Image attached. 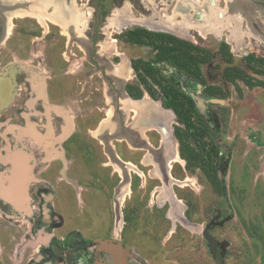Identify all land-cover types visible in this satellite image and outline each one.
I'll return each instance as SVG.
<instances>
[{
	"label": "rangeland",
	"instance_id": "obj_1",
	"mask_svg": "<svg viewBox=\"0 0 264 264\" xmlns=\"http://www.w3.org/2000/svg\"><path fill=\"white\" fill-rule=\"evenodd\" d=\"M233 2L195 0L192 3L187 0L179 2V7L176 0L76 2L88 19L86 29L90 47L91 41L94 42L97 45L94 48L101 49L108 61L118 65L120 68H117V73L126 65L130 70L126 90L135 100L146 96L161 107L163 95L158 82L162 86L171 85L193 99L208 127L207 137L194 140L193 135L185 133L183 125L177 121L176 113L167 109L165 116L173 120L170 126L174 132L177 157L171 159L168 152L171 182L166 193L161 189L159 179L149 178V167L138 168L137 174L131 173L129 192L121 201L124 228L122 246L134 257L135 264H264V44L246 38V52L249 55L241 58L232 52L235 51V45L231 47L219 43L215 35L220 32L223 41L226 38L230 42L224 24L234 27L237 16L240 17V23L237 31L233 32L238 36L239 30H246L239 11L233 9L229 13V5ZM183 12L188 19H185ZM53 14L57 19L60 18V15ZM204 15L210 19L205 26L202 19ZM128 16L133 20L124 23ZM262 17L258 15L259 20ZM60 19L63 20L62 17ZM76 19L78 21V17ZM46 20L38 23L29 17L13 18L12 35L6 42V47L12 48L13 53L3 50L0 57L3 61L11 60L19 65L46 64L48 73L53 70L58 72H55L57 79L71 76L74 82L77 80L75 91L77 88L83 89L81 95L87 99L79 95L81 102L73 103L76 107L71 112L73 128L91 151L94 149L92 153L87 151V158H92L90 160L95 167L103 169L101 177L95 180L102 182L101 186L107 193L105 201L110 202L117 177L113 169L106 166L109 163L107 158L103 154L100 156L102 141L97 134L99 125L103 123L101 121L113 112L111 100L106 96L107 80H104L103 85L102 79L94 76L86 85L82 73L89 71L91 66L81 59L74 63L65 60L69 51L82 58L84 46L79 43L78 46L71 45L73 41L65 30L57 23ZM212 21L219 23L216 33H211L208 27L214 28ZM66 22L68 27L70 23L68 20ZM171 25L173 27H168ZM248 28L251 29V25ZM47 31L49 33L41 39L43 32ZM140 31L151 33L150 38L134 37L133 33ZM160 34L189 41L193 47L199 48L200 79L160 59V47H169L166 40L160 41ZM66 67L69 70L64 73ZM238 71L242 73L237 74ZM225 72H229L231 79L226 78ZM90 81L93 84L91 87ZM207 88L213 89L212 94L206 92ZM120 102L125 108L130 106L126 99L121 101L120 98ZM156 133L155 130L150 132L154 147L157 146ZM178 135L184 138V149L187 150L182 155L179 152L181 146ZM209 146H213L217 152V156L209 160L211 168L202 151V147L207 149ZM116 147L123 160L137 166L135 158L138 152L126 149L123 143ZM101 163L106 165L101 167ZM92 169L95 170L94 167ZM13 172L14 169L11 175ZM12 188L13 185L7 190L11 191ZM91 191L98 196L101 194L96 187L88 192ZM166 196H172L179 202L178 207L192 223L191 226L186 227L167 214L170 204L167 201L164 204ZM85 216L76 217L71 224L84 229ZM107 218L111 219L110 215ZM79 232L78 229L75 236L79 237ZM79 242L73 250L78 252L86 248L85 252L92 256L94 246H100L94 242L84 247Z\"/></svg>",
	"mask_w": 264,
	"mask_h": 264
},
{
	"label": "flooded vegetation",
	"instance_id": "obj_2",
	"mask_svg": "<svg viewBox=\"0 0 264 264\" xmlns=\"http://www.w3.org/2000/svg\"><path fill=\"white\" fill-rule=\"evenodd\" d=\"M37 1L0 0V55L3 50L13 53L12 48L6 47V42L12 35L11 21L15 17L33 18L38 23L45 22L47 18L46 21L55 22L65 30L73 41L71 45L78 46L79 43L84 46L82 58L69 51L65 60L74 63L81 59L91 66L89 71L82 73L86 85L94 76H99L103 85L107 80L106 96L111 100L113 112L101 121L103 123L99 125L97 134L102 141L100 156L103 154L109 162L107 165L101 163V167L110 166L112 172L116 173L117 183L110 202L106 203L105 188L103 190L102 182L95 180L101 177L103 169L95 167L90 160L92 158H87V151H91V148L73 128L71 112L76 108L73 103H80L79 95L83 94V89L77 88L75 91L77 80L74 82V77L68 76L61 78L64 81L60 82L61 79H57L58 75L55 74L58 72L53 70L48 73L46 64L19 65L15 61H3L0 57V264H135L134 257L122 246L124 228L121 201L129 192L131 173L137 174L136 170L141 167H149V178L159 179L161 189L166 193L171 182L167 155L175 140L170 126L173 120L165 114L155 113L153 116L151 109L142 108V103L149 107L153 101L146 96L135 100L126 90L130 72L126 65L121 74L117 73L118 65L108 61L101 49L94 48L97 47L94 42L91 41L90 47L86 29L88 19L85 11L76 5L77 0H48L40 11L36 8ZM181 1L187 0H176L178 7ZM190 1L193 3L195 0ZM242 1L230 3L229 13L233 9L239 11L246 30H239L238 36L233 32L237 31L240 23L237 16L236 21L233 20L234 27L224 24L230 42L226 38L223 41L221 32L214 35L219 43L231 47L235 45L233 54L245 58L249 55L246 52V38L264 44V0ZM55 5L63 16L73 17L68 27V19L53 16ZM258 15H263L261 20ZM75 17H78V21ZM202 19L204 26L210 20L206 16ZM131 20L128 16L124 23ZM214 23V28L208 25L211 33H216L219 24L217 21ZM248 25H251V29ZM48 33L43 32L41 39ZM67 69H63V72L66 73ZM120 98L121 101L126 99L130 106L123 107ZM154 130L157 132L156 147L151 144L150 132ZM120 143L126 149L138 152L135 158L137 166L122 159L116 147ZM11 168L14 169L13 175ZM11 185L13 190L8 191L7 187ZM95 187L101 196L88 192ZM164 199V204L166 201L170 204L168 215L174 216L180 224L183 219L191 223L184 217L174 197L166 196ZM84 214V229L74 227L71 221L78 216L84 217ZM108 215L111 219L107 218ZM78 229L81 231L79 237L75 236ZM78 240L84 247L94 242L100 246H94L93 256L85 252L86 248L84 252L82 248L75 252L73 249L77 247Z\"/></svg>",
	"mask_w": 264,
	"mask_h": 264
},
{
	"label": "trees",
	"instance_id": "obj_3",
	"mask_svg": "<svg viewBox=\"0 0 264 264\" xmlns=\"http://www.w3.org/2000/svg\"><path fill=\"white\" fill-rule=\"evenodd\" d=\"M139 34V35H138ZM134 37L143 36L149 37L151 33L146 31L134 32ZM157 36V35H156ZM162 42L166 40V43L169 47H160L159 57L162 60H166L175 65L179 70L194 76L200 79L199 67V56L197 55L198 49L193 47L191 43L174 38L169 35L160 34L158 35ZM209 57V55H208ZM208 60V59H207ZM154 73V70H152ZM241 71H238L237 74H241ZM226 78L231 79L229 72H225ZM240 77V75H239ZM160 86V91L163 95L162 106L165 109L173 110L176 113L177 121L180 122L184 129L185 133L188 135H193L194 140H201L204 137L208 136V127L204 122L202 116L198 113L193 99L175 89L173 86ZM208 91V92H207ZM207 93L212 94L213 89L207 88ZM223 96L219 97L222 98ZM178 142L180 143V155L186 153L185 142L182 135L177 136ZM202 151L206 154L208 167L211 168L212 165L209 163V160L212 157L217 156V152L213 146H209L207 149L202 147ZM182 157V156H181Z\"/></svg>",
	"mask_w": 264,
	"mask_h": 264
},
{
	"label": "bare ground",
	"instance_id": "obj_4",
	"mask_svg": "<svg viewBox=\"0 0 264 264\" xmlns=\"http://www.w3.org/2000/svg\"><path fill=\"white\" fill-rule=\"evenodd\" d=\"M48 0H39V1H37L38 3H36V8H37V10H42L43 8H44V6H45V3L47 2ZM56 8V7H55ZM54 13L56 14V15H60V18L62 17L63 19L64 18H66V16H63L62 15V12H61V10H58L57 8L54 10ZM59 18V19H60ZM73 18V17H72ZM72 18H71V15H69V17H67L66 19H68V21L69 20H72ZM76 18V17H75ZM70 22V21H69ZM71 22H73V21H71ZM72 24V23H71ZM120 74H121V72H120ZM143 106V105H142ZM150 107V108H149ZM148 107V105H144L142 108H147V109H151V113H153V110L155 109L154 108V106H149ZM157 110V109H156ZM165 118V117H164ZM170 157H171V159H174L175 160V158L177 157V152H176V148L174 149V147L171 149V151H170Z\"/></svg>",
	"mask_w": 264,
	"mask_h": 264
},
{
	"label": "crops",
	"instance_id": "obj_5",
	"mask_svg": "<svg viewBox=\"0 0 264 264\" xmlns=\"http://www.w3.org/2000/svg\"><path fill=\"white\" fill-rule=\"evenodd\" d=\"M153 104V105H152ZM151 105L152 106H154V110H153V113H152V115L154 116L155 115V113L157 114V113H159V114H167V110H164L163 108H160V107H158V106H156L155 104H154V102H152L151 103ZM157 109V110H156ZM159 111H161V112H159ZM166 112V113H165ZM171 151V150H170ZM169 155H170V153H169Z\"/></svg>",
	"mask_w": 264,
	"mask_h": 264
},
{
	"label": "water",
	"instance_id": "obj_6",
	"mask_svg": "<svg viewBox=\"0 0 264 264\" xmlns=\"http://www.w3.org/2000/svg\"><path fill=\"white\" fill-rule=\"evenodd\" d=\"M161 108V107H160ZM176 146V144H175V141H173V143H172V145H171V147H170V150L172 149V147H174V149L176 148L175 147ZM181 223L183 224V225H185L186 227H188V226H190L192 223H188L185 219H183L182 221H181Z\"/></svg>",
	"mask_w": 264,
	"mask_h": 264
}]
</instances>
